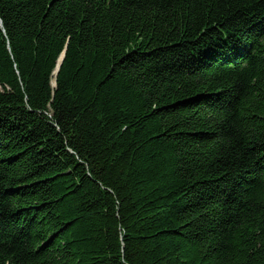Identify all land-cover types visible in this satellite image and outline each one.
Here are the masks:
<instances>
[{"label":"trees","instance_id":"trees-1","mask_svg":"<svg viewBox=\"0 0 264 264\" xmlns=\"http://www.w3.org/2000/svg\"><path fill=\"white\" fill-rule=\"evenodd\" d=\"M0 264H264V0H0Z\"/></svg>","mask_w":264,"mask_h":264},{"label":"water","instance_id":"water-1","mask_svg":"<svg viewBox=\"0 0 264 264\" xmlns=\"http://www.w3.org/2000/svg\"><path fill=\"white\" fill-rule=\"evenodd\" d=\"M62 57H63V54L59 57V59H58V65H57V67H56V69H55V74L57 73V71H58V67H59V65H60V62H61V60H62Z\"/></svg>","mask_w":264,"mask_h":264}]
</instances>
